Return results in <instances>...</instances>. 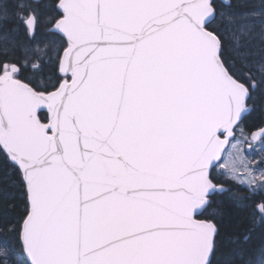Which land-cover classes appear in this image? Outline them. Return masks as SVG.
Here are the masks:
<instances>
[{
    "label": "snow or ice",
    "instance_id": "6c2138e0",
    "mask_svg": "<svg viewBox=\"0 0 264 264\" xmlns=\"http://www.w3.org/2000/svg\"><path fill=\"white\" fill-rule=\"evenodd\" d=\"M257 93L264 0H0V264H215L220 197L264 224Z\"/></svg>",
    "mask_w": 264,
    "mask_h": 264
},
{
    "label": "trees",
    "instance_id": "16d2710c",
    "mask_svg": "<svg viewBox=\"0 0 264 264\" xmlns=\"http://www.w3.org/2000/svg\"><path fill=\"white\" fill-rule=\"evenodd\" d=\"M233 3V1L231 0ZM258 96V97H257ZM255 108L249 114L246 125L251 127L260 122L261 116L264 115V96L257 94ZM10 171L9 166L0 158V177H3L6 172ZM3 185L0 184V188ZM9 196L7 199L0 197V240L8 237V234L3 231L4 226L11 227L15 225L25 211L27 204L26 197L21 190L15 186L9 187ZM224 201V205L228 210V215L223 222L222 231L225 234L238 236L240 244L222 243L218 248L214 257L215 264H231L233 254L236 247L258 251L264 249V224L254 226L251 216V200L244 201L243 204H231L228 200L220 197ZM255 199L258 201L264 199V196L257 195ZM250 201V202H249ZM249 202V205L246 204ZM247 235L248 240L245 242L243 237ZM26 260L22 249L19 245L16 246L15 252L12 255L11 264H19L20 260Z\"/></svg>",
    "mask_w": 264,
    "mask_h": 264
},
{
    "label": "rangeland",
    "instance_id": "374dc122",
    "mask_svg": "<svg viewBox=\"0 0 264 264\" xmlns=\"http://www.w3.org/2000/svg\"><path fill=\"white\" fill-rule=\"evenodd\" d=\"M233 1V4L235 5V4H237V3H240V2H242V0H232ZM252 2H255V0H252ZM258 95H260V93H257ZM257 94H256V96H257ZM256 96H255V102L257 101L256 100ZM262 96V95H261ZM258 97V96H257ZM246 146V145H245ZM244 153H245V159H248V156H247V152L245 151V147H244ZM238 167H239V165H237ZM221 171H223V169H221ZM237 175H243V173L242 172H238L237 173ZM226 183H230V185L231 186H233L234 188H236V187H238V185H236V183L235 182H233V181H227Z\"/></svg>",
    "mask_w": 264,
    "mask_h": 264
},
{
    "label": "flooded vegetation",
    "instance_id": "af4514ba",
    "mask_svg": "<svg viewBox=\"0 0 264 264\" xmlns=\"http://www.w3.org/2000/svg\"><path fill=\"white\" fill-rule=\"evenodd\" d=\"M226 185H227V186H231L230 183H226ZM231 187H233V186H231ZM233 188H234V187H233ZM223 198H224L225 200H227L225 197H223ZM219 199H220V198H219ZM258 201H259V200H258ZM249 202H250V201H249ZM249 202H248V203L246 202V204L249 205ZM258 224H259V223H256V224H254V226H256V225H258Z\"/></svg>",
    "mask_w": 264,
    "mask_h": 264
},
{
    "label": "water",
    "instance_id": "95a60500",
    "mask_svg": "<svg viewBox=\"0 0 264 264\" xmlns=\"http://www.w3.org/2000/svg\"><path fill=\"white\" fill-rule=\"evenodd\" d=\"M219 1H220V0H219ZM245 150H246V151H249V149L247 148V146H246Z\"/></svg>",
    "mask_w": 264,
    "mask_h": 264
}]
</instances>
